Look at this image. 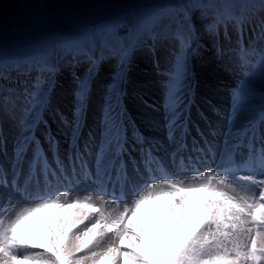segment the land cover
Listing matches in <instances>:
<instances>
[{
    "label": "rangeland",
    "instance_id": "obj_1",
    "mask_svg": "<svg viewBox=\"0 0 264 264\" xmlns=\"http://www.w3.org/2000/svg\"><path fill=\"white\" fill-rule=\"evenodd\" d=\"M210 4L216 7H204ZM1 7L6 8L5 3ZM262 29L264 0H15L14 7L0 14L1 113L9 125L16 113L8 115V107L24 103L27 108L16 115L21 120L24 109L33 115L43 103L47 108L52 103L43 110L48 121L55 119L66 128L78 120L84 82L91 87V114L86 119L94 116L92 123L111 115L118 106L114 91L124 94L127 87L133 92L121 96L125 105L137 101L143 107L131 112L155 120L156 112L147 103L158 105L166 97L168 84L174 83L177 57L183 55L187 73L175 81L179 88L192 85L194 79L214 78L209 84L217 89L198 87L202 100L209 93L224 105L229 88L249 81L239 85L245 97L243 103L237 102L240 108L245 106L242 111L231 104L238 112L234 119L249 122L264 110L259 68L250 80L246 78L264 51ZM177 32L189 36L183 46ZM239 39L246 40V48ZM135 69L140 77L134 76ZM200 83L207 84L201 79ZM143 124L147 131L157 129Z\"/></svg>",
    "mask_w": 264,
    "mask_h": 264
},
{
    "label": "snow or ice",
    "instance_id": "obj_2",
    "mask_svg": "<svg viewBox=\"0 0 264 264\" xmlns=\"http://www.w3.org/2000/svg\"><path fill=\"white\" fill-rule=\"evenodd\" d=\"M176 35L182 46L189 39L183 32ZM257 67L264 77V51ZM185 72L180 55L173 89ZM87 88L82 82V99ZM244 100L237 97L238 103ZM230 171L209 170L188 182L162 178L122 208H108L103 194L70 199L64 191L10 217L5 205L0 208V264H264V178L245 175L233 182ZM157 201L163 202L153 210ZM50 208L57 210L52 218L37 217ZM61 209L70 215H60ZM164 209L175 220L165 235H156L155 216ZM32 217L43 228L38 239L21 228Z\"/></svg>",
    "mask_w": 264,
    "mask_h": 264
},
{
    "label": "bare ground",
    "instance_id": "obj_3",
    "mask_svg": "<svg viewBox=\"0 0 264 264\" xmlns=\"http://www.w3.org/2000/svg\"><path fill=\"white\" fill-rule=\"evenodd\" d=\"M14 1L15 0H0V14H2L5 10H7V9H9V8H12V7H14ZM2 3L4 4L5 3V5H6V8H2L1 7V5H2ZM72 68L73 69H75V68H77L76 66H72ZM140 70V69H139ZM141 71V70H140ZM134 76H137V77H140L139 76V73H138V71L135 69V74H134ZM216 77H220V75H217ZM200 79L202 80V81H205L207 84H205V83H203V84H201L200 83ZM214 78L213 77H211V76H205V77H202V78H199L198 79V81L196 80V83H197V85H196V87H195V89H193V91H191V92H187V95H191L190 93H193V92H196V93H198V87L200 86V87H205V88H207V90L209 89V88H214V89H217V87L215 86V85H213V84H209V82L211 81V80H213ZM225 83H226V81H225ZM230 84V83H229ZM135 83H134V87H132V88H135ZM155 86V85H154ZM201 90H204V89H202L201 88ZM210 91H211V89H210ZM130 92H133V90H131V89H129L128 87H127V89H126V93H130ZM158 92V91H157ZM126 93H124V94H126ZM118 99L117 100H120L121 98H120V95L122 94V91H118ZM200 97V96H199ZM200 99L202 100V97H200ZM203 99H204V101H210V103H212V102H215L218 106H220L221 104L215 99V97H211L210 95H209V93H208V95H206L205 97H203ZM125 100V99H124ZM137 100V99H136ZM140 100V99H139ZM152 101V100H151ZM53 102H54V100H53ZM131 103H132V101H131ZM51 104V108H52V106H54V105H52V103H50ZM50 104H49V107H50ZM54 104V103H53ZM48 106V105H47ZM47 106H44L43 108H47ZM140 107H143V106H140L139 104H138V102L137 101H133V104H132V110H137L138 108H140ZM136 115H139L140 117H136ZM91 115H89V118L88 119H86V117H87V115L85 116V119L86 120H88L89 122H93V117L91 118L90 117ZM131 116H133L134 118H137V120H138V122L139 123H145L147 126H152L153 127V125H155V127L157 128V118L155 117V120H151V119H148V117L147 116H145V115H143L142 114V116H141V114L140 113H137V112H135V113H132L131 114ZM150 116H152V114H150ZM257 116V115H256ZM255 116V117H256ZM254 117V118H255ZM253 118V119H254ZM253 119H251V120H249V122L248 123H250L251 121H253ZM234 124L233 125H231V126H242L244 123V121L243 120H241L240 118H238V119H234L233 121H232ZM9 123V122H8ZM213 125H214V127L215 128H217L218 126H217V122L216 121H214L213 122ZM63 126V125H62ZM56 127L58 128L59 127V125L57 124L56 125ZM69 126H67L66 128H68ZM141 127V126H140ZM235 127H234V129H235ZM7 129H8V127H6ZM56 129V128H55ZM64 128H60L59 129V131L60 132H67V131H69V130H63ZM240 130L242 131V130H244V126H242V128H240ZM203 131H207L205 128L203 129ZM240 133V132H239ZM81 136H84V133H82V135ZM59 145L60 146H63L62 144H60L59 143ZM89 192H87V193H85L84 195H86V194H88ZM79 196H83V195H79ZM7 199V198H6ZM15 203L16 204H20L21 203V201L20 200H18V199H15ZM113 206H111V208H112ZM164 210H166V209H164ZM164 210H160V211H158L157 213H162V212H164ZM56 214V213H55ZM60 215L62 214V215H70V213L69 212H66L65 210L64 211H62V213H59ZM53 216L51 215V212L50 211H46V214H45V217L44 218H52ZM175 220V216H169V215H161V216H155V225H154V227H153V232L156 234V235H161V236H163V235H165V233L171 228V226H172V223H173V221ZM23 228H27L29 231H31L32 232V234H33V236L34 237H36L37 239L43 234V228L39 225V226H37V225H33V224H30V225H27V226H24ZM22 228V229H23ZM104 243H107V241H105ZM126 243H127V241H126Z\"/></svg>",
    "mask_w": 264,
    "mask_h": 264
}]
</instances>
